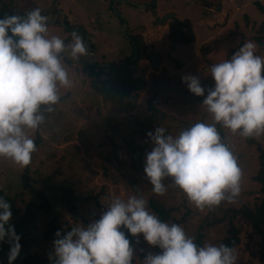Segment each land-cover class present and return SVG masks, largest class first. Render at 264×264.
Segmentation results:
<instances>
[{"label": "rangeland", "instance_id": "obj_1", "mask_svg": "<svg viewBox=\"0 0 264 264\" xmlns=\"http://www.w3.org/2000/svg\"><path fill=\"white\" fill-rule=\"evenodd\" d=\"M254 1L264 6V0H3L10 3L12 9L25 12L40 8L42 14L49 17L50 34L69 39L66 43L73 31L82 36L80 27L86 29L88 39L85 43L90 40L94 50L87 56L99 63L121 61L130 56L125 29L129 35L150 46L149 54L158 56L156 66L150 60L132 65L134 75L144 82V87L128 113L104 104L102 97L90 88L89 78L82 73L81 61L85 58L76 61L65 58L74 86L61 89V101L56 111L32 134L37 151L27 166L30 185L41 192L44 199L38 193L25 190L23 180L19 182L26 167L0 159V189L14 199L18 210L10 223L15 225L21 221L29 204L34 205L35 216L23 230L25 245L21 246L20 254L49 258L56 237L55 234L45 237L44 233L52 222L62 234L70 231L73 225L91 223L99 219L107 210L106 204L115 196L126 199L129 195H142L148 200V207L150 198L166 206L179 207L178 218L189 211L186 221L180 225L195 240L197 233H202V245H219L227 236L228 217L221 224L215 222L216 218L225 216L227 209L255 208L260 203V186L252 180L260 167L257 147L228 129L222 130L243 172L242 190L233 203L199 210L170 179L165 181L168 188L165 195H155L143 171L145 153L152 148L147 137L149 131L160 125L176 134L201 119L211 120L210 114L200 105L202 98L193 95L181 77L197 75L202 85H214L207 72L208 66L229 58L245 40L255 41L261 35L259 30L261 24L264 26V13ZM153 2L158 5L159 12L167 11L162 17L173 13V19L158 26L156 18L153 20L158 10L151 11ZM146 11L149 12L146 14ZM65 18L68 26L64 25ZM58 19L60 23L56 24ZM175 20L190 21L194 42L172 48L169 33L170 24ZM258 54L264 55L260 47ZM151 99L160 114L151 129L141 133L139 124L147 125L145 120L150 111L146 102ZM253 139L264 149V136ZM67 189L72 191L69 199L74 200L82 216L80 220H74L62 200V191ZM36 206L40 208L36 209ZM234 224L240 233V243L234 247L237 264H264L259 258L260 236L240 216L234 218ZM4 242L8 243L7 240ZM135 248L134 264H143L144 255L158 251L142 236ZM7 254L8 251L0 257V264H7ZM13 264L23 263L17 259Z\"/></svg>", "mask_w": 264, "mask_h": 264}, {"label": "clouds", "instance_id": "obj_2", "mask_svg": "<svg viewBox=\"0 0 264 264\" xmlns=\"http://www.w3.org/2000/svg\"><path fill=\"white\" fill-rule=\"evenodd\" d=\"M48 24L49 17L38 7L23 15H0V159L21 168L31 164L37 151L32 134L56 111L61 89L74 86L65 58L76 61L89 55L78 32L66 43L50 34ZM258 47L245 40L229 58L209 65L211 87L202 85L200 76L181 77L202 98L200 105L211 122L192 123L176 134L160 125L147 133L152 148L145 153L143 171L152 193L165 195L170 179L199 210L239 197L243 172L220 129L243 138L264 136V55ZM106 205L99 219L73 225L63 234L56 231L52 264H134L137 249L129 235L136 245L142 236L159 249L144 255L143 264H237L233 247L198 245L183 226L161 220L142 195L115 196ZM11 208L0 196V242L7 240L10 246L7 264L21 251L20 236L10 223Z\"/></svg>", "mask_w": 264, "mask_h": 264}, {"label": "trees", "instance_id": "obj_3", "mask_svg": "<svg viewBox=\"0 0 264 264\" xmlns=\"http://www.w3.org/2000/svg\"><path fill=\"white\" fill-rule=\"evenodd\" d=\"M1 7H0V15L4 14H17V15H23L26 12L23 10H17L11 8L10 3L3 2V0H0ZM254 5L262 12L264 13V6H261V3L258 1H254ZM155 9V2H153V6L151 7V10ZM60 17V16H59ZM66 20V18H65ZM123 23V20L120 19ZM98 21V20H97ZM60 23V19L56 21V24ZM65 26H68L69 23L66 20L64 22ZM73 26V25H72ZM71 26V28H73ZM81 28V34L84 40L88 39V34L86 33V29ZM78 28V29H80ZM261 35L255 38V41L257 42L258 46L261 50L264 51V26L260 25ZM125 34L127 35V40H129L130 43V56L128 58H125L121 61H112V62H106V63H99L98 61H93V57L83 56L81 59L85 58L84 62L82 63V73L85 75V77L89 78L90 81V88L99 96L102 97V102L107 105H112L118 110L119 112L128 113L130 112L135 105V100L138 98L139 93L143 90L144 82L136 77L133 73V70L131 69L132 65H137V63L141 60H149L150 54L147 52L148 47L146 44H144L139 38L136 36H131L127 33V30L125 29ZM194 33L192 31L191 23L189 20L185 21H179L175 20L170 24V33H169V40L170 42L180 45H188L192 42H194ZM67 40V39H66ZM65 40V42H66ZM69 40V39H68ZM67 40V41H68ZM88 52H93L92 49L93 45L90 40L86 42ZM87 58V59H86ZM93 61V62H92ZM68 63V62H66ZM154 101L148 100L146 103L148 105L147 109L150 111V116L146 118L147 125H140L141 130H139L141 133L146 132L147 130L151 129L153 123L156 121V116L160 114L159 109L155 106L153 103ZM163 115V114H162ZM206 115L204 114V117ZM205 122L203 119H201L199 122ZM206 122H211L206 121ZM219 127V126H218ZM221 136L226 141V135L225 132L220 129ZM39 137H37V140ZM36 140V142H37ZM249 145H256V149L259 152L258 160H259V170L257 174L252 178V180L260 186L259 193L262 195L260 203L255 208H248L247 206L233 209L229 208L226 210V214L223 218H216L215 222L223 223L225 220V217L228 218L227 223V236L223 238L221 241V244L228 245L230 247H235L240 243V233L237 226L234 224V218L237 216L242 217L244 220L248 221L250 225L253 228V232L260 236L261 244L259 249V258L262 263H264V149L260 146L259 143L255 142L253 138H246ZM39 141V140H38ZM229 144V143H228ZM28 169L25 168L24 172L20 175V179L23 180V188L25 190H29L31 194L38 193L43 199L44 196L41 192H38L33 188L34 186L30 185V178L27 176ZM48 180L51 179V176H49ZM62 200L66 203V206L68 208V211L73 215L74 220H80L82 219L81 214L78 212L77 206L74 203L73 199H69V197L72 196L71 189H67L62 191ZM0 196L4 197L5 200H7L11 205V211H12V218L16 216L17 208L15 207L14 199L7 194L6 191L3 189H0ZM96 200V198H94ZM32 207H34L33 204H29L27 207V212L25 216L22 218L21 221L16 223L14 225L16 233L20 236L19 243L21 246L25 245V241L23 240V230L26 229L28 223H30L34 216V210H32ZM39 206H36V209H39ZM149 208L151 211L156 213L161 220L164 221H171L177 224H182L186 221V217L189 214V211H186L184 214L181 215L180 218L177 217L176 212L179 210V207H173V206H166L165 204L158 202L157 200L150 198L149 199ZM56 225L52 222L48 229L45 231L44 236L47 237L50 234H55L57 231ZM125 232L127 234V230L125 229ZM130 241H133L134 247H136L135 240L133 237L129 235L128 237ZM195 242L198 245H202L203 243V234L197 233ZM2 245V248L0 249V257H4L6 255V252L9 251V244L5 242H0ZM159 251V249L157 248ZM17 259H21L23 264H52V261L50 258H42L38 254H35L34 256H28L24 257L22 254H19ZM16 259V260H17Z\"/></svg>", "mask_w": 264, "mask_h": 264}, {"label": "water", "instance_id": "obj_4", "mask_svg": "<svg viewBox=\"0 0 264 264\" xmlns=\"http://www.w3.org/2000/svg\"><path fill=\"white\" fill-rule=\"evenodd\" d=\"M174 17V14L173 13H168L166 15H164L163 17H157L156 18V23L157 24H162V23H165L166 21L168 20H172ZM171 45L173 46V43L171 42ZM157 55L151 53L150 56H149V60L151 61V63L156 66V61H157Z\"/></svg>", "mask_w": 264, "mask_h": 264}, {"label": "crops", "instance_id": "obj_5", "mask_svg": "<svg viewBox=\"0 0 264 264\" xmlns=\"http://www.w3.org/2000/svg\"><path fill=\"white\" fill-rule=\"evenodd\" d=\"M158 8V5H155V9L154 10H158L157 12H156V15L154 16V18H153V20L155 19V18H157V17H162V15L163 14H165L166 12H164L163 10H162V13L161 12H159V8ZM148 10V9H147ZM154 10H151V11H154ZM150 11V10H149ZM149 11H146V14L149 12ZM168 14V13H167ZM145 17V16H144ZM147 19V18H146ZM149 20V19H148ZM148 20H146V21H148ZM152 21V20H151ZM144 23H145V19H144ZM158 25V24H157ZM159 26V25H158ZM144 32V31H143ZM144 35H147L146 34V32H144ZM146 37V36H145ZM163 45V44H162ZM177 45V44H176ZM180 45V44H179ZM159 46V45H158ZM149 48H150V46H148ZM156 47V46H155ZM161 47V46H160ZM173 48V47H172ZM149 51V50H148Z\"/></svg>", "mask_w": 264, "mask_h": 264}]
</instances>
